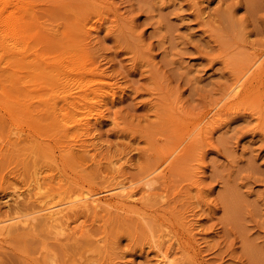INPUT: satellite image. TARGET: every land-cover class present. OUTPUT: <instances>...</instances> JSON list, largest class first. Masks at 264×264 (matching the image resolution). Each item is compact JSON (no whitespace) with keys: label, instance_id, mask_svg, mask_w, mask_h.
I'll use <instances>...</instances> for the list:
<instances>
[{"label":"rangeland","instance_id":"374dc122","mask_svg":"<svg viewBox=\"0 0 264 264\" xmlns=\"http://www.w3.org/2000/svg\"><path fill=\"white\" fill-rule=\"evenodd\" d=\"M25 1L29 39L22 50L28 61L50 57L68 68L73 54L86 62L81 71L93 78L86 96L70 107L64 104L65 88L51 89L32 69L16 73L19 64L9 69L19 83L8 87L9 94L0 88V216L35 202L26 196L17 202L10 195L24 189L35 166L43 167L45 181L64 174L60 184L68 177L80 179L77 174L84 171L87 188L109 185L110 177L122 172L121 178L139 179L188 137V129L205 126L195 124L224 95L233 73L264 45V0ZM3 4L0 0V8ZM62 78L75 95L83 92L77 88L79 76ZM258 96L239 102L237 108L248 110L223 113V119L207 124L204 135L198 130L186 141L157 185L163 201L146 202L143 183L136 185L137 208L149 212L147 219L135 213H89L80 220L79 234L64 242L46 232L10 235L0 241V264H46L48 253L59 264H83L88 258L94 264H166L152 241L162 229L184 242L164 246L177 264H264V115L254 114L264 95ZM47 101L59 102V119ZM22 102L32 103L31 110ZM55 118L70 127L67 135ZM86 118L93 119L90 138L96 147L87 148L86 136L75 126V120ZM74 144L83 154L82 169L58 157ZM114 159L124 163L118 173L111 168ZM68 188L72 185L63 189Z\"/></svg>","mask_w":264,"mask_h":264},{"label":"bare ground","instance_id":"6f19581e","mask_svg":"<svg viewBox=\"0 0 264 264\" xmlns=\"http://www.w3.org/2000/svg\"><path fill=\"white\" fill-rule=\"evenodd\" d=\"M13 1L4 0L3 7L0 8V56L2 57L0 59V83H1L0 88L6 94H9L8 87L11 86L13 89V85L19 83L18 79H14L10 74H8L9 69L12 68V66H14L15 64H19V66L17 67L18 70L15 71L16 73H26L29 71V69L34 70L36 74L44 76L43 79L44 83L47 85L49 84L51 86V89L58 87L65 88L67 94L63 98L64 104H67L70 107H72L73 105L76 106L77 99L86 96L85 93L87 92V90L90 89V87L88 86L90 84L89 82L92 81L91 78H93V77H87L88 75L86 74V72L81 71L82 70L81 65L82 66L85 65L86 62L83 63L82 61H80L78 58L75 57L76 55L74 56L73 54L67 57L69 58L70 61L68 68L63 63L65 61L62 60L63 62L59 61L58 63H54V61L50 59V57L49 58L37 57L40 63H33L32 61H28L26 55L27 51L26 50L23 51L22 48H25V45L27 44L29 39V35H27V30H28V14H30V12L28 11L29 8L25 0L21 2L19 1L13 2ZM241 1L244 2V0ZM85 29L83 28L84 31ZM87 30L88 29H86L87 33L91 31V29L88 31ZM251 32L253 31H250L249 33ZM82 33L83 35L84 34L87 35V33L85 32ZM8 41H14V42H8ZM18 55H21V58H18ZM221 60L222 63L225 62V60L223 61V59H220V61ZM81 62L83 64H80ZM239 71L240 73L238 74ZM239 71L235 72L237 74L233 73V75L236 76L232 78L233 80L228 85L227 89H225L226 91L225 90H224L225 92L223 91L224 95L221 94L222 97L220 96V100H217L218 103L215 102L216 104V105L214 104L215 106L212 105L213 106V107L211 106L212 108L210 107L209 110L207 111L205 110V113L203 112L204 114L199 119L200 123L195 124L201 126V123L203 124L205 123V126H203V128L201 127L202 129H199V127L196 128L197 126L196 127L194 126L196 129H193L191 131H189L188 129L187 132L189 133L187 134L188 137L185 136L184 138L181 139V141L179 140V142L176 143V145H174V148H172L170 152L165 154L159 162H156V164L153 163L154 164V165L152 164L153 166L148 167L147 168L148 170L146 171L144 170L145 175L142 174L143 173L142 172L140 174L142 175V177L140 176V178L137 180L126 179L125 176L124 178H121L124 175L123 174L124 172L122 173L120 172L122 175L114 174L116 176L110 177L111 179L113 178L112 182L109 185L107 184L106 186L103 185L105 186L104 188H102L103 186L97 188L94 184H89V187L87 188L85 184L87 180L83 182L81 181L84 175L85 177H87L86 172L84 173V171L82 170H81L82 173L78 172L80 175L77 174L80 177V179H75V178L71 179L68 177V179L64 182V184H60L61 182H63L64 174L58 177L52 176L53 178H49L48 181H45L47 177L43 175L44 172L43 167L35 166L31 171H28L30 172L29 180L23 185L24 189L23 190L16 189L10 194L12 197H14L15 201L17 202L25 198V196L27 198V201L33 199L35 200V202L33 201V203L30 205L25 204L24 210H22L23 208L18 207V210L16 209L13 211H9L5 215L0 216V241L10 235L27 237V236H37L41 232H46L47 234L52 235L55 240H58L60 242L71 240V238L73 237L75 238V235L79 234L78 229L79 230L82 229V227L80 229L81 218L89 213H95V216L96 214L99 215L100 213L105 211H106L105 213H109L110 215L113 213H117V214L124 213V215H130L135 213L139 215L141 220L147 219L149 217L148 216L149 212L147 211L144 212L143 210L140 211L137 208L140 203L138 201L139 199L138 196L140 192L136 188L137 187L136 185L139 183L140 184L143 183V188L141 187L140 188L142 189L141 191L142 199H144L146 202L149 200L150 201L153 200L154 202L156 201L155 203L159 201H163L162 199H164L165 195L163 193L156 192V190L159 188V186L157 185H159L158 183H161L163 181L162 180L163 178L165 179L166 174L168 173L167 170L169 165L171 167V163L173 162L172 160L174 159L177 152H179L181 148L184 146L186 141L192 135L194 134L196 135L195 132L198 130H199L198 132L199 136L204 135L206 133V130L209 128L207 124L210 122L215 123L220 121L221 120L220 118H222L221 116L223 115L226 116L228 115L227 113L230 114L232 112H236V109L246 110L247 109L246 106H245L246 109H244V107L241 109L237 108L240 104H242V103L239 104L240 101L246 102L247 100V102L249 103L252 101V100L248 101L249 97L252 98V96H256V95H260V96L261 94L262 96L264 95L263 94L264 93L263 92L264 91V45L262 48L254 50L253 54L247 59L246 65ZM68 73L69 76L70 75L79 76V79L77 80L79 82V86H77V88L80 87L79 90L82 89L83 92L80 91L78 95H75L74 92L72 91L73 86H70L69 82L64 83L62 81L63 75ZM55 76L60 78H55ZM21 78L19 79V81H23L22 79L25 77H23L22 79ZM81 78L83 80H81ZM101 78L103 79V77ZM4 82H6L7 84H4ZM21 86L22 85H20V87L18 86L17 88L20 89V91L25 90V89H21ZM24 92L25 91H23V93ZM23 93L21 92L20 94L23 95ZM110 95H106L104 96V98L102 97L103 99H100V101L109 98L108 96ZM111 96L113 98L114 94ZM258 99L259 101L262 102L261 98ZM47 102L49 103V105L47 106H49L51 112L52 110H54L53 112L55 113L56 117H58L59 119L60 117L59 112L61 110H56L58 109L59 102L58 101L55 102L47 101ZM101 103H97L95 107L97 109H100ZM261 104L262 107L259 106V108L261 107L259 109L257 106L256 108H258V110H256V112L254 113L255 115H258V119L259 118L263 119V115H264L263 112L264 104L263 102ZM17 105L21 106V104H17ZM29 105L33 106L32 103L31 104L29 103ZM6 106H8V104ZM31 106H28V103L26 102L24 107H27L28 109L31 110ZM249 107L252 106L249 105ZM9 108H10L9 110L11 111V115H13L14 111L12 109V106H9ZM100 114L101 113L99 110V112L96 114L97 117L95 118H98V116L100 117ZM197 118H199V116ZM81 120L82 119L74 121L75 126H79L78 129L80 132H82L80 136H82V134L86 136L85 144L87 145V148L90 146L96 147L97 141L93 139L94 132H93V127H91V125L94 123L93 119L86 118L84 122ZM54 123H56L57 125H59L60 123L62 125V123L59 122V120L55 121ZM64 127L65 128L63 129L64 131L63 136L67 135L69 133L68 131L70 130V127H66V126ZM211 128L214 129L213 126ZM74 134H76L77 136L78 132L77 133L74 132ZM85 136L82 137L85 138ZM91 136L93 138H90ZM92 139L96 142H94ZM204 139H207L206 136L204 137ZM91 140L92 143L89 142ZM87 141L88 143H90L89 146L88 143H86ZM80 145L81 146L79 148L82 147V144ZM63 148L62 150H60L61 152L59 151L60 153H63L58 156L60 158L59 159L60 162L66 163L69 161L68 165H70L71 163L72 166L75 165L74 168H76L77 165L78 167L80 165L79 169H82L81 159L83 158V154L78 150L77 145L74 144V145L66 146L67 148L66 150L65 147ZM83 160L84 159H82V161ZM120 161L123 163V161L120 159L119 160L114 159V161L112 160V162H110V164L113 165V166L111 165V168L114 170V173H118L119 171L122 170L120 166L121 163ZM75 170L76 169H74V171ZM72 174L75 175V172H73ZM24 181H26V179ZM51 184H56L59 187L48 188L47 186ZM67 184L72 185V188L63 189L64 186ZM152 238H153L152 239L153 243L157 247L156 249L159 251V256L161 258V261L166 264H177L176 259L173 258V255L170 254V251L164 246L166 244L174 245L176 243H182L183 241L181 240V238L180 237L175 238V235L172 231L165 229H162L159 234L156 233V235H153ZM100 242L101 241L99 240V242L97 243ZM97 243H96L97 248H95L96 250L98 249ZM187 245L188 244L186 243L185 246L188 247ZM191 246L189 248L193 250ZM189 248L185 250H189ZM194 253L196 254V252H193V254ZM48 254L49 255H47L46 258L44 259L46 264H59L58 258L56 257L55 254L53 253H48ZM83 264H94L93 259L88 258V261L84 262Z\"/></svg>","mask_w":264,"mask_h":264}]
</instances>
